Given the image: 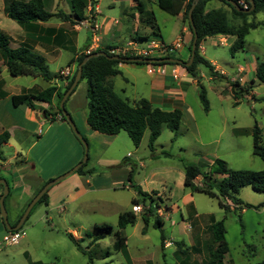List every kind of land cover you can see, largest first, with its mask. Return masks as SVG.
<instances>
[{
    "label": "rangeland",
    "instance_id": "1",
    "mask_svg": "<svg viewBox=\"0 0 264 264\" xmlns=\"http://www.w3.org/2000/svg\"><path fill=\"white\" fill-rule=\"evenodd\" d=\"M112 1L98 0L96 5L103 15L118 17L126 8V4L116 2L112 7L110 6ZM44 3L46 10L51 12L70 11L69 0H44ZM2 5L5 7L6 0H0V21L5 22L7 19V23H0V29L11 38V46H15L19 43V36H23V31L10 18H3ZM149 7L160 32L169 34L177 31L180 18L161 10L156 3H150ZM249 20L259 25L247 33L243 50L233 55L229 49L233 41L231 36H226L227 41L224 44H218L220 35L207 37L201 42L199 53L207 61H214V64H217V74L211 76L207 67L201 63L197 65L196 77L189 75L186 78L184 98L180 105L183 114L178 130L174 136L164 124L161 125L153 150L147 145L149 135L147 128L137 147L124 131H120L116 137L122 138V144L114 143L113 154H110L112 148L108 151L103 146L106 139L84 135L83 116L87 110L85 97L87 83L85 79H81L65 103V109L70 110L71 103L76 107L72 117L87 144L88 160L83 169L93 168L86 173L91 183L84 185L85 191L76 192L73 189L70 194L74 195L75 199L71 202H60V198L47 205L44 202L36 203L21 227L15 230L22 234L21 240L16 244L6 243L4 237L7 232L13 231H7L0 225V264H91L87 260V254L77 249L68 233L74 236L81 247L88 250L92 264H128L123 252L113 248L116 240L114 233L118 229L116 225L118 215L133 209L131 199L137 197L136 187L153 197L159 205L156 213L163 222L160 227H154L153 218L150 217L143 232L144 223L141 213L145 208L142 203L139 204L140 210L135 213L136 222L121 229L126 237L125 249L132 264H202L208 255L207 246L211 243L209 217L214 220L224 218V236L229 249L223 258L225 264H249L261 261L264 258V193L244 186L239 190L238 197L252 207L232 210L233 205L228 203L231 209L226 211L219 206L216 197L200 191H191L184 186L182 164L183 161L211 164L213 158L218 157L223 159L230 169L258 171L264 168L262 159L252 152L251 135L233 133L235 128H252L257 125L263 130L261 140L264 145V82L256 80L251 63L264 60V13L258 12L250 16ZM87 22L83 21L85 25L88 24ZM92 22L94 23L93 18ZM66 25L73 27L69 23ZM123 27L124 35L132 33L130 28ZM36 30L40 33L39 28ZM144 32H148V27L140 25L139 33ZM85 37V32L79 33L78 42L80 44L85 42ZM72 38L75 40L74 36ZM138 41L140 45L144 44L142 40ZM71 47L74 50V46ZM172 56L187 61L175 52ZM71 57V52L63 50L57 62L49 65V70L55 72L58 66H63ZM0 58H2L1 54ZM239 66L245 68L244 73L241 74L245 78V84H241V87L243 89L249 87L252 94L246 95L244 90L241 92L239 86L236 87L231 83ZM0 69H4L3 64H0ZM136 69L138 72V66ZM220 70L223 75L219 74ZM140 73L139 76L145 78L144 73ZM238 77L234 79L237 80ZM1 78L4 89L8 93L17 94L20 93L21 86L40 81L39 78L27 75L11 76L5 69L1 73ZM113 79L116 96L131 103L129 92L131 87L125 84L122 76H115ZM125 87L129 89L126 94L123 93ZM200 87L205 91L207 111L204 110L199 98ZM138 88L141 89V85H138ZM233 92H236V98L233 97ZM52 108L56 110L55 105ZM24 110L25 106L13 107L5 99L1 101L0 133L8 130L11 137L8 144L0 146V151L5 157H10L16 152L22 153L28 158L33 157L32 160L36 162L38 160L43 171L59 172L57 169L60 161L66 158V155L57 154L65 153L61 152V149L64 150V144L60 142V130L56 131L53 128L45 138L50 123L38 115L35 125H31L27 122V116H23ZM12 124L24 127L20 129L13 127ZM33 141H37L35 146L31 145ZM109 156L118 158L116 166L108 168L106 163L96 162L98 157ZM10 161L14 163L15 160L12 158ZM12 165H8L7 171L0 170L2 178L11 188V196L5 202V211L10 222L15 220V216L25 205L19 189L15 192L13 190V182L21 184L22 180ZM27 168L26 166V170ZM69 169L57 173L51 179ZM130 170L132 175L129 180ZM201 182L200 177L197 183ZM53 193L52 195L57 196L61 192ZM187 195L190 197L186 200ZM61 207L63 210H60ZM102 223L111 225V231L106 233L95 228L96 224ZM161 233L165 237L162 246ZM95 237L97 239L93 241ZM175 242L181 243L180 247L185 253L176 252L178 246ZM106 252L108 254L104 256Z\"/></svg>",
    "mask_w": 264,
    "mask_h": 264
},
{
    "label": "trees",
    "instance_id": "2",
    "mask_svg": "<svg viewBox=\"0 0 264 264\" xmlns=\"http://www.w3.org/2000/svg\"><path fill=\"white\" fill-rule=\"evenodd\" d=\"M132 1L135 3L134 8L138 13L139 24L148 27L150 36L159 37V28L155 23L152 12L144 10L141 0ZM191 1L192 0H156L157 6L167 13L171 15H177L179 13L182 14L183 20L187 22L189 28L192 31L189 50L193 39V30L189 24L187 16L188 10L191 6ZM207 1L208 0H199L191 11L192 25L194 32L196 33V46L193 60L188 66H185L183 62L180 63L192 77H196L197 65L201 63L207 67L211 75H214L215 73L213 66L199 53V45L203 39L215 35L234 36V39L229 47L230 53L233 55L236 52L243 50L247 33L259 25V23L255 21H250L249 17L258 12L264 13V0H252L254 7L249 12L237 11L226 0H219L223 5H225V7L211 8L207 10L205 8ZM231 1L236 2L240 7H242L243 3L247 4V8L250 7L249 0ZM91 2L93 7L92 12L89 13V3ZM96 3L97 0H69L70 11L65 13L62 10H57L55 12L46 10L44 0H9L7 5V16L19 24L28 35H31L32 32H35V30L40 27V23L47 22L52 18L57 19L60 22H68L72 25L79 24L82 21H88L89 27H91L93 24L92 18ZM52 30L53 33L57 32L55 29ZM39 36L42 40L46 35L40 34ZM59 37L60 35H56V38ZM100 50L109 54L106 48H96L94 51ZM71 51L74 53L73 49H71ZM0 54L3 60V65L11 76H40L45 81H50L53 78V74L50 73L41 56L34 54L31 51V48L25 43H20L17 47H11L9 36L2 32H0ZM86 55L87 54L81 52L76 56L73 55V57L70 59L68 64L75 62V67L67 79V82L61 89L53 84H50L45 88L36 91L35 93L21 92L19 94H13L11 96V102L13 106L17 107L22 105L34 110L37 108V103H46L50 105L52 98L56 96L55 112H51L45 108H40V111L44 117L47 118L49 116L50 120H54L55 116L59 115L60 119L65 121L59 109V101L73 81L77 70V64L80 63ZM176 62L177 61L174 63ZM118 63L119 60L107 59L106 57L99 55L88 59L83 64L81 78L79 81L81 79H85L87 83L86 123L92 130L100 133L116 134L120 131H124L131 139L135 147L139 145L143 132L147 128L149 130L147 145L150 150H153V144L155 139L160 134L161 125L164 124L171 132L174 133L175 136L182 118V112L177 108L169 111L160 109L153 106L146 98H139L131 101L130 103L129 100H123L116 96L113 90V82L111 77L120 73L119 69L117 68ZM138 63L145 64L142 62ZM162 63L174 64L172 62ZM254 76L258 81L264 82V60L257 63L254 70ZM232 85H235V83H232ZM75 87L71 93L75 90ZM240 90L242 92L244 89L240 87ZM232 91H234L233 86ZM4 94L5 93L2 92L0 95L3 96ZM233 97L236 98V92H233ZM199 98L203 104L204 110L207 111L208 102L205 96V91L202 87H200L199 90ZM234 132L236 134H250L252 137V152L253 154L259 156L264 162V145L262 144L261 140V128H259L257 125H254L252 128L234 129ZM8 137V131L5 130L1 132L0 145L3 142H6ZM77 140L79 141L78 138ZM79 143L82 145L80 141ZM2 158V153L0 151V159ZM87 160L88 159H86V161L75 172L84 174L85 172L83 168L86 165ZM182 164L184 168V186L188 187L191 191H200L209 196L216 197L218 199L219 206L223 207L226 211L231 209L228 203L233 205L232 210H236L238 208L241 209L244 207H252L251 204L243 202L238 197L239 190L244 186H249L253 191L264 193V168L258 171L230 169L227 167L225 161L218 157L213 158L211 164L191 161H183ZM131 175L132 170L129 171V180ZM198 176L202 178V182L200 184L195 182V179ZM0 178H2L1 175ZM206 179H208V181H206ZM47 181L42 183L41 186L35 190L33 195L26 201L22 211L18 214L15 221H9L10 225L16 224L28 202ZM0 187L1 193V184ZM135 189L137 197L131 199V204L134 206L142 203V205H144L143 207L145 208L141 213V219L144 223L142 231L145 232V228L148 225V220L150 217L153 218V226L160 227L163 220L156 213V208L159 207V205L149 193L142 191L139 187H136ZM47 191L39 198L36 203L46 201ZM9 196L10 189L8 186V193L4 198V205ZM136 219L137 215L132 209L120 213L118 215L116 224L118 229L114 233L116 240L113 243V248L123 252L125 260L128 264H132V262L128 252L125 249L126 237L121 232V229H123L126 225H133L136 222ZM209 219L210 223L208 229L211 235V243L207 246L208 255L202 264H225L223 258L224 255L228 253L229 249L224 236V218L220 220H214L212 217H209ZM2 224L3 229H5L3 222ZM95 228L104 230L106 233H108L111 231L112 226L107 223H102L99 225L96 224ZM67 235L76 244L77 249L80 252L87 254V260L92 264V258L88 254V250L81 247L71 233H68ZM96 239L97 237H95L93 241ZM160 239V245L162 246L163 241L165 240V237L162 233L160 235ZM175 243L178 246L176 252H179L180 254L185 253V250L181 249L180 247L181 243ZM107 254L108 253L106 252L104 256ZM249 264H264V258L261 261Z\"/></svg>",
    "mask_w": 264,
    "mask_h": 264
},
{
    "label": "crops",
    "instance_id": "3",
    "mask_svg": "<svg viewBox=\"0 0 264 264\" xmlns=\"http://www.w3.org/2000/svg\"><path fill=\"white\" fill-rule=\"evenodd\" d=\"M8 2H9V0H6L5 7H4V5H2L3 6L2 7L3 14H4L3 18H8V16H7ZM97 2H98V0H97ZM116 2H124V4H126V8H124L122 10L121 14H119L118 17H115V16L114 17H111V16L108 17L106 15H103L98 10V6L96 5L97 8L95 11H93L94 23L92 24L91 27H89V22H87L88 24H86V25L85 24H80V25L74 24L73 27L71 28V27H69V25L68 26L66 25V23H68V22H60L59 20L52 18L47 22L40 23V27H39L40 33L37 30H35V32H32L31 35L30 34L28 35L23 30V28L18 24V26H20V28H22L23 36H21V35L19 36V38H20L19 43H17L15 46H11V38L9 37L10 38V46L11 47H17L20 43H25L27 46H29L31 48V51L34 54H37V55L42 57L43 62L48 67V70H49V65L51 63H56L57 60L62 56L63 50L64 51L68 50L69 52H71L72 57H73V55L76 56L79 52L81 53V52L85 51V49L89 46V44L91 43V40L93 38L98 40V44H99L98 48H106V49L109 47L115 46V45H119V44L122 45V44H124L130 40H133V41L139 43L138 40H142V42H144L145 40H147L149 38L159 39L165 44L174 45L175 43H178L179 46L176 47L174 52L176 54H178V56L182 57V59H186L187 61L189 60V58H190L189 43H190L191 38H192V31L189 28L187 22L185 20H183L181 13H179L177 15H173V16H176L177 18H180V21H181L180 23H178L179 27L176 28L177 29L176 32L173 31L169 34H167L166 32L162 33V32H160V28L157 25L159 28L160 36L155 37V36L149 35L150 34L149 29H148V32H144L142 34L139 33V27L141 24H139L138 13L134 8L135 3L132 0H113L110 3V6L113 7L116 4ZM141 2H142V7L144 8V10L152 12V10L149 6H150V3H156V0H141ZM218 7H225V5H223L219 0H208L206 2V5H205V8L207 10L211 9V8H218ZM152 14H153V12H152ZM0 19H1V17H0ZM154 19H155V17H154ZM0 23L1 24L7 23V19L5 20V22L0 21ZM155 23H156V21H155ZM123 26L130 28L132 33L128 34L127 36L124 35L125 30H124ZM52 29H55L57 32L53 33ZM82 31L85 32L86 37H85V42L80 44L78 42V35ZM0 32H1V29H0ZM40 34L41 35L45 34L46 35L45 38L41 40V38L39 36ZM56 35H60V37L56 38ZM72 36L75 37V40H73ZM226 36H231V37H233L232 39H234V36H232V35H220V37L218 38V44L226 43V41H227ZM201 42H200V44H201ZM71 46H74V53L71 51V48H72ZM76 52H78V53H76ZM171 57L179 60V58H177V57L175 58L172 55H171ZM71 58H68L66 63L68 61H70ZM182 62H184V61H182ZM66 63L63 66H58L56 68L55 72H51L49 70L50 73L53 74V78L50 81H45L40 76L32 77V78H39L40 79L39 83L36 82V83H32V84H29L26 86H21L19 88L20 93L21 92L35 93L36 91H39V90L45 88L46 86H48L50 84H53V85L57 86L59 89H61L65 85L66 82L59 80V75H58L59 71L65 67H67V66L70 67L71 71H73V69H74V67H73L74 62H72L71 64H66ZM172 63H174V62H172ZM209 63L212 65V64H214V61L209 62ZM251 63L253 66V71H254L258 62L256 63L255 61H253ZM0 64H3L2 58H0ZM136 66H138V68H139L138 72H136V70H137ZM164 66L166 68V73L161 74V73L150 72L148 69L149 66L146 63L145 64H139L138 62L134 63V62L119 61V63L117 64V68L119 69L120 73L115 75V76H122L124 81H125V84H127L129 87H131L129 92L131 94L132 101L139 99V98H146L155 107H158L160 109L167 110V111L177 108V109H180L182 114H183V111H182L180 105L183 102V98H184L183 90L185 89V86H186V78L190 74L185 70V68L179 62H176L174 64L165 63ZM212 66L214 68L215 73H214V75H211V76H215L217 74L218 66H217V64H214ZM172 67L176 68V74H174V75L169 73V70ZM4 69L6 70L5 67H4ZM4 69H0V94L2 92L5 93L3 96L0 95V107H1V101L4 99L8 103L10 102L11 105L13 106V104L11 102V96L13 94H17V93H12V92L8 93L4 89V87H3L4 82H3V79L1 78V73ZM244 71H245V68L243 66L237 67V74H239V75L236 74V76H239V77L236 80V79H234V77H236V76H234L232 78L234 82L233 81L231 82V83H235L236 87L237 86L241 87V84H245V78H244V76L241 75L242 73H244ZM140 72L144 73L143 75L145 78H141L142 75L139 76L141 74ZM219 74L223 75L224 73L220 70ZM115 76L111 77V80L113 81V83H114L113 78ZM138 78H140V79L137 80ZM193 81H195V79H193ZM242 82H244V83H242ZM138 85H141V89L138 88ZM229 88L231 90V87H229ZM248 88L249 87L244 88V93H246V95H248V93L252 94V91ZM128 90L129 89H126V87H125L123 90V93L126 94L128 92ZM69 97H68V99H69ZM85 97H86V95H85ZM86 99H87V97H86ZM67 100H66V102H67ZM55 102H56V96H54L52 98L50 105H48L46 103H37V106H36L37 108L34 110H32L28 107H25V110H24L25 114H23V116L24 115L27 116V118H26L27 122L31 123V125H35V121L38 119V115L43 117L45 120H47L50 123V125L47 127L48 131L45 134V138H47V136L49 135V132L53 128H55L56 131H57V129L60 130L61 141L59 140V138H58V140L60 142H62V144H64V150L61 149V152H65V153H57V154L66 155V158L64 160L60 161L59 167L57 169L59 172H57V171H55V172L43 171L38 160H37V162L39 164H37V162L35 160H32L33 157L28 158L26 156H23L22 153L16 152V153H13L10 157H5L1 151L3 158L0 159V170L6 169V171H7V167H9L8 165L13 164L12 166L14 167L15 172H18V177L21 178V180H22L21 184L13 182V190L15 192V190L19 189V194L22 196V198L25 201L24 204L33 195L35 190L41 186L42 183L51 179L52 177L57 175V173H61L62 171H65L66 169H69L70 167H72L75 163H77L81 159L82 154H83V145H81L79 143V141L77 140V137H75V135L73 134V132H72V130H71V128L67 122L61 120L59 118V115H56L54 120H50L49 116L46 118L41 113L40 108H45V109L49 108L48 109L49 111L55 112L54 108H52L53 105H55ZM86 106H87V102H86ZM167 106H169V107H167ZM13 107H15V106H13ZM75 108L76 107H75L74 103H71L70 110L67 111L70 114L72 120H73L72 113H73V111H75ZM8 114L11 116V113L9 111H8ZM86 115H87V110L83 116L84 135H88L89 137H99L100 136V137L106 139V141H104V143H103V146L108 151L110 148H112L114 146L115 142L117 144H122V138L116 137L119 132L116 134H105V133H100V132H97L95 130H92L86 123ZM12 126L16 127V128L19 127L20 129H22V127H24V126L18 125V124H12ZM235 129H241V128H235ZM3 131H5V130H3ZM6 131H8V130H6ZM261 131L263 132L262 129H261ZM262 132H261V135H262ZM233 133L236 134L234 132V129H233ZM239 135H243V134H239ZM10 137H11V134L9 133V137H8L7 141L3 142L1 145L8 144V140ZM36 142L37 141H33L31 143V145L35 146L37 144ZM113 153L114 152H113V148H112V151L110 152V154H113ZM115 153H118V152H115ZM26 154L31 155L30 153H26ZM12 158L15 160L14 163H12L10 161V159H12ZM117 161H118V158L115 156H109L108 158L98 157L96 159V162H98V163H106L108 168H112V167L116 166L118 164ZM26 166L28 167L27 170H26ZM92 170H93V168H90V170L85 169L84 174H79L77 172H74L73 174L67 176L65 179L59 181L58 183H56L55 185L50 187L49 190L47 191V199L44 203L47 205V204L53 202L55 199H60V198H61L60 202L64 201V203L73 201L75 199V196L70 194L71 191H73V189L76 192H78L80 190L83 191L84 185L85 184L89 185L91 183V179L88 178V175H86V173L89 171H92ZM0 175L3 177L1 172H0ZM199 178H200V176H198L195 179L196 183L198 182ZM9 189H11V188L9 187ZM58 191L61 192V193H59V195L58 194H57V196L52 195V192L55 193ZM10 196H11V191H10ZM189 197H190V195H187L186 200ZM64 199H66V200H64ZM59 205L60 204H58V206ZM60 210H63V208L61 207ZM17 216L18 215L15 216V219L17 218ZM13 221H15V220H13ZM0 225L3 228V224H2L1 219H0Z\"/></svg>",
    "mask_w": 264,
    "mask_h": 264
},
{
    "label": "water",
    "instance_id": "4",
    "mask_svg": "<svg viewBox=\"0 0 264 264\" xmlns=\"http://www.w3.org/2000/svg\"><path fill=\"white\" fill-rule=\"evenodd\" d=\"M199 0H192L191 1V6L188 10L187 16H188V21L189 24L191 25V28L193 30V39L191 42V46H190V58L188 61L183 62V64L185 66H188L192 60H193V55H194V51H195V46H196V33L194 32V28L192 25V20H191V11L193 9V7L195 6V4L198 2ZM227 2H229L237 11H241V12H249L253 9L254 5H253V1L249 0L250 2V7L248 8H242L240 7L236 2L231 1V0H226ZM92 7L93 4L92 2L89 3V8H90V12H92ZM102 55L104 57H106L107 59H115V60H119L122 62H142V63H154V62H179L182 63V61L174 59L172 57H162V58H130V57H120V56H116V55H109L107 53H105L104 51H94L91 52L89 54H87L83 60L77 64V70L76 73L74 75L73 81L70 84V86L67 88V90L64 92V94L62 95L60 101H59V109L65 119V121L68 123V125L70 126L73 134L79 139V141L82 143L83 145V155L80 161H78L71 169H69L68 171H66L65 173H63L62 175L54 178V179H50L48 180L41 188L40 190L32 197V199L28 202V204L26 205L24 211L22 212V214L20 215L18 221L16 222L15 225H10L9 221L7 219V213L5 211V205H4V198L6 196V194L8 193V184L6 182V180L4 178H0V184L2 185V192L0 193V216L2 219V222L4 223L5 229L7 231H15L18 230L22 223L24 222L25 218L27 217L28 213L30 212L31 208L33 207V205L39 200V198L51 187L53 186L55 183H57L58 181L66 178L67 176H69L70 174H72L73 172H75L87 159V144L85 139L83 138V136L79 133L74 121L72 120L70 114L67 112V110L65 109L64 106V102L66 100V98L68 97V95L71 93V91L73 90V88L77 85L79 79L81 78V72H82V66L83 64L90 58L92 57H96ZM206 181H208V179H206Z\"/></svg>",
    "mask_w": 264,
    "mask_h": 264
},
{
    "label": "built area",
    "instance_id": "5",
    "mask_svg": "<svg viewBox=\"0 0 264 264\" xmlns=\"http://www.w3.org/2000/svg\"><path fill=\"white\" fill-rule=\"evenodd\" d=\"M96 5L94 6V11L96 10ZM242 8H247V4L243 3ZM82 24L83 23L82 21ZM98 40L93 38L89 46L85 49L83 53L89 54L98 48ZM179 46L178 43L174 45L165 44L161 40L156 38H149L144 41V44L140 45L139 43L130 40L122 45L112 46L107 48V51L110 55H116L120 57H130V58H162V57H171L172 53L175 51L176 47ZM158 63V62H154ZM154 63H147L149 66V71L152 73H166V68L164 66L165 63L162 64H154ZM72 71L70 67H65L59 71V80L63 82H67V79L71 75ZM169 73L174 75L176 74V68L172 67L169 70ZM60 118V116H59ZM133 212L136 213L137 210H140V205L133 206ZM6 243L9 244H16L21 240L22 234L17 233V231L7 232L6 236L4 237ZM167 245V242H165Z\"/></svg>",
    "mask_w": 264,
    "mask_h": 264
}]
</instances>
